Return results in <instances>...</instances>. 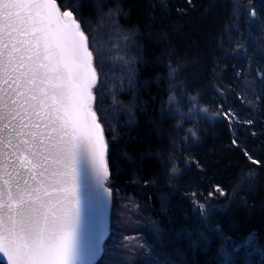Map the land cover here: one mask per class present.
Returning a JSON list of instances; mask_svg holds the SVG:
<instances>
[{"label": "trees", "instance_id": "trees-1", "mask_svg": "<svg viewBox=\"0 0 264 264\" xmlns=\"http://www.w3.org/2000/svg\"><path fill=\"white\" fill-rule=\"evenodd\" d=\"M98 1L136 46L107 135L111 200L132 201L154 222L166 262L223 264L222 247L254 236V255L241 247L229 264H264V0H252L255 31L246 14L234 18L233 0ZM84 2L93 21L97 8ZM227 111L237 116L231 124Z\"/></svg>", "mask_w": 264, "mask_h": 264}, {"label": "snow or ice", "instance_id": "snow-or-ice-1", "mask_svg": "<svg viewBox=\"0 0 264 264\" xmlns=\"http://www.w3.org/2000/svg\"><path fill=\"white\" fill-rule=\"evenodd\" d=\"M247 3L251 10L245 12L243 0H233V16L246 14L255 31L261 14L252 0ZM85 6L84 0H0V264H97L105 251L107 230L96 220L108 207L98 189L111 195L105 187L111 175L108 73L119 65L131 84L134 69L119 43L97 47L95 29L83 18ZM117 12L123 15L122 8ZM104 22L101 16V27ZM134 35L124 33L122 40ZM224 118L231 124L237 116L227 111ZM52 177L62 193L54 204L41 196L42 189L43 196L51 195L44 185ZM214 191L225 194L220 186ZM199 207L204 214V205ZM253 240L249 236L231 251L222 247L223 264Z\"/></svg>", "mask_w": 264, "mask_h": 264}, {"label": "rangeland", "instance_id": "rangeland-1", "mask_svg": "<svg viewBox=\"0 0 264 264\" xmlns=\"http://www.w3.org/2000/svg\"><path fill=\"white\" fill-rule=\"evenodd\" d=\"M91 2L97 8V14L93 16V21H84L89 27L95 29L97 47L107 49L112 44L119 43L121 53L132 59L133 62L129 67L133 69L136 52L133 38L124 42L122 35L128 33V31L121 29L114 17L108 18L110 12L100 4V1L91 0ZM97 5H99V8ZM101 7L104 9H101ZM101 16L105 17L102 27L99 23ZM104 59L107 60V56ZM108 76L110 82L107 88H111V92L106 93L104 108L106 123L109 127H113V122L118 113L116 110L119 107L116 103L113 104V96L117 97L123 88L122 84L128 80L126 78V70L119 65L113 72L108 73ZM156 229L154 222L143 216L132 201L124 198L116 202L112 198L109 235L104 242V254L101 261H98L97 264H146L149 261L151 264H165L166 261L157 252L156 244L159 242V232ZM139 244L144 245V247H136ZM124 245H127V247H124ZM242 252L248 257L254 255L253 253L249 255L251 251L249 252L247 248H243ZM244 260L245 264H251V259L245 258ZM255 261L259 264L263 263L259 258L255 259ZM167 264L172 263L167 262Z\"/></svg>", "mask_w": 264, "mask_h": 264}, {"label": "water", "instance_id": "water-1", "mask_svg": "<svg viewBox=\"0 0 264 264\" xmlns=\"http://www.w3.org/2000/svg\"><path fill=\"white\" fill-rule=\"evenodd\" d=\"M58 165H50L51 169H57ZM55 180V177H52L49 181H45L44 187L47 188V190L51 193L50 196H43V189L41 191V196L45 201H50L51 203H55L56 199L62 195V193L55 191L54 189H57L59 185H56L52 183L51 181ZM35 183V182H33ZM106 187V186H105ZM98 194L100 197H106L108 199V207L107 211L103 215H99L97 217L96 223L98 226L104 227L107 230V234L105 237H108L109 235V219H110V207H111V195L108 196V194L104 193L102 189H98ZM105 242V241H104Z\"/></svg>", "mask_w": 264, "mask_h": 264}]
</instances>
